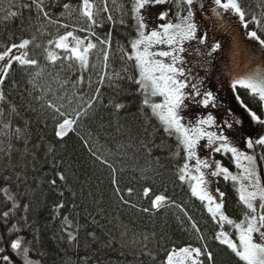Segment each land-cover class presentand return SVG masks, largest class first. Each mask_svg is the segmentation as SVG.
Returning <instances> with one entry per match:
<instances>
[{"label": "trees", "instance_id": "trees-1", "mask_svg": "<svg viewBox=\"0 0 264 264\" xmlns=\"http://www.w3.org/2000/svg\"><path fill=\"white\" fill-rule=\"evenodd\" d=\"M202 2L210 8V0ZM240 2L247 20L251 21L255 15L264 21V0ZM29 3L31 0H0V51L5 45L35 37L29 52L31 58L38 61L35 67L14 64L4 85L0 86V93L5 98L0 101V113H3L0 115V237L3 238L0 247L6 249L3 254L9 255L13 264H24L22 255L10 248V241L20 238L22 248H29V259L34 264H165L167 253L173 248L206 244L213 254L214 264H243L215 240V234L220 230L218 225L205 206L191 196L188 183L178 179V168L185 160L175 136L169 137L164 132L152 109L144 104L145 96L139 85L128 79L138 76L135 62L127 61L126 57L121 59V48L131 52L129 42L136 38L132 0H107L113 17L118 21L123 13L124 23L113 26L105 22L95 29L101 38L112 31L109 66L105 70L102 54L94 50L90 67L84 72L75 64L69 67L64 61H57L55 65L47 61L44 53L47 42L72 29L48 24L42 15H37L34 6L31 11L19 7ZM65 4L75 9L71 19L64 11ZM79 4L80 0H45L46 10L53 13V19L59 17L62 23L69 24L79 19ZM97 4L102 7V0H97ZM177 11L174 2L168 5L173 22H177ZM9 12L18 15L9 17ZM200 13L208 17L212 25L208 30L210 40L220 39L217 33L221 31L224 49L233 48L227 30L214 23L210 10L197 8V17ZM229 21L226 19L227 24ZM235 24L245 36L247 31H257L264 38V28H257L255 23H249L247 29L234 19L231 25ZM77 35L87 34L80 32ZM93 41L98 43L94 38ZM36 44L41 47H35ZM53 50L64 55L61 50ZM224 68L228 69L227 66ZM105 71L112 78L105 79L101 85L97 81ZM114 73L123 78L117 79ZM81 76L83 84L78 82ZM208 77L210 82L220 85L221 97L222 92H227L235 101L240 119L250 118L240 101L264 118V103L258 97L243 88L234 92L231 87H222L223 74L216 73L213 76L216 79ZM97 87L100 88L99 99L91 108L83 105L81 110L86 108L87 114L81 116L74 131L62 140L58 139L54 114L42 105L46 100H52L58 105L63 104V110L71 111L80 107L83 101H90L96 95ZM149 99L160 103L163 98ZM116 104L123 107L117 110ZM244 122V128L248 127ZM256 154L260 155L259 149ZM97 156L106 159L115 174ZM215 158L233 174H240L230 154H215ZM258 171L264 180V161L258 163ZM113 178L117 185H113ZM53 180L56 181L54 185ZM117 186L123 198L135 207L121 201ZM212 186L225 193L226 214L236 222L242 220L246 210L238 199V185L218 178ZM129 188L131 195L127 191ZM145 188L150 189L147 197L143 194ZM4 189L19 205L7 223L3 213L12 208V200L7 199ZM160 194L174 204L159 211H142L151 209V200ZM60 203L64 207L57 209L56 205ZM65 216L71 228L66 229ZM192 222L199 227V233L192 229ZM12 225H16V229L9 234ZM68 231L77 235L76 242L68 243ZM224 231L238 241L234 227L225 225ZM202 259L207 264L206 256Z\"/></svg>", "mask_w": 264, "mask_h": 264}, {"label": "snow or ice", "instance_id": "snow-or-ice-1", "mask_svg": "<svg viewBox=\"0 0 264 264\" xmlns=\"http://www.w3.org/2000/svg\"><path fill=\"white\" fill-rule=\"evenodd\" d=\"M173 2L178 9L175 18L177 22L168 19L169 12L167 10H161L156 14V19L162 23L150 27V9ZM102 5V7L99 6L97 0H80L79 19L71 24L62 23L59 17L53 19V13L46 10L45 0H31V3L21 4L19 7L31 11L34 6L37 15H42L48 24L57 25L58 28H71L72 30L66 31L47 42V46L44 47L45 57L52 65H55L57 61H64L68 63L69 67L75 64L81 72H84L90 67V56L94 50L102 54L105 70L109 66L112 31L110 30L101 38L97 36L95 29L102 27L105 22L111 23L113 26L117 23H124L123 13L121 19L117 21L111 14L107 0H102ZM197 6L200 11L210 10L214 23L224 30H228L229 27L225 19L226 14L237 17L245 29L248 28L249 23H255L257 28H264V21L257 19L255 15L252 16L251 21L246 19L247 14L240 0H210V8H206L202 0H132L131 13L132 19L135 21L136 38L129 42L131 52H126L121 48V59L126 57L127 61L135 62L138 76L135 78L129 76L128 79L139 85L145 96L144 104L152 109L153 115L158 118L164 132L169 137L175 136L178 149L182 150L185 160L184 164L178 168V179L181 183H188L191 196L205 206L213 222L218 225L220 230L216 232L215 240L226 246L243 264H264V180L258 171V163L264 161V134L253 138L250 134L243 133V121L236 117L231 110L228 111L227 117L220 122L209 112L207 115H193L190 121L186 123L185 116L182 114L189 107V103L204 109L218 106L215 93L204 87L205 78L199 75L193 76V69L186 67L189 63L186 57L199 58L202 62L200 67L207 73L208 65L212 63L214 54L224 51L225 47L220 39L210 42L206 26L203 31L201 30L196 19ZM63 7L68 18L71 19L75 9L70 4H65ZM17 15L16 12H9L8 14L9 17ZM80 32L87 35L83 37L77 35ZM246 36L249 40L258 42L260 48L264 49V38L258 35L257 31H247ZM93 38L98 43L94 42ZM34 41L35 37L31 40L22 39L19 43L5 45L3 51H0V86L4 85L14 64L21 67L38 65V61L31 58L29 52ZM157 45H165L166 50H155ZM35 47L41 46L36 44ZM53 48L61 50L64 55L61 56ZM237 48L238 45L234 43V56L237 54ZM113 75L117 79L123 78L118 73ZM111 78L105 71L97 83L102 85L105 79ZM78 82L83 84L82 76ZM35 86L33 84V87ZM231 88L234 92L238 88L246 89L264 103V68H253L233 74ZM99 95L100 88L97 87L96 95L90 101H83V97H81L82 105L71 111L63 110L65 107L63 104L58 105L52 100L45 101L42 106L51 110L54 114L53 119L57 121L55 135L58 139L62 140L69 132L75 130L74 126L78 120L87 114L86 108L81 110L83 105L86 104L87 108H91L92 103L99 99ZM157 96L163 98L162 102L150 101L149 97ZM4 99L3 93H0V101ZM37 99H41V97H37ZM236 99L240 101L239 96ZM240 106L244 108L254 123L264 126V118L248 109L243 101H240ZM115 107L119 110L123 105L116 104ZM2 114L0 113V115ZM241 137L249 151H242L235 142ZM202 141L205 143H201ZM202 148L207 149L208 152L204 158H201L199 154V150ZM257 149L260 150L259 156L256 154ZM215 154L224 156L230 154L232 162L236 168L240 169V174H233L221 160L215 158ZM96 158L112 168L113 174H115V169L106 159L99 156ZM218 178H222L225 182L231 180L234 185H238L236 189L238 199L246 210L243 219L239 222L226 214L225 193L218 188L215 189V192L211 189ZM60 179H64L63 175H60ZM112 182L113 185H117L115 178ZM51 183L54 185L56 181L53 180ZM4 191L7 195V189ZM127 191L131 195L132 189L129 188ZM116 192L124 204L135 207L129 200L123 198L118 186ZM149 192L150 189L145 188L144 196L147 197ZM7 199L12 200V208L3 213L6 223L10 214L19 207L13 196L7 195ZM173 204L174 202L170 201L167 196L155 195L154 199L151 200V209L144 208L142 211H159ZM175 206L180 207L179 205ZM63 207V203L56 205L57 209ZM25 210H27V206H25ZM181 211L187 216V212L183 208ZM189 219L191 218L189 217ZM64 222L66 229L71 228L67 216L64 217ZM225 225L234 227L238 244L228 232L224 231ZM191 227L197 233L200 232L195 222H192ZM14 229H16V225H12L9 234ZM89 235L93 234L89 233ZM67 236L69 244L78 240L77 235L71 231L67 232ZM0 239L3 238L0 237ZM200 239L203 240L202 235ZM10 248L22 255L24 264H34L29 259V248H22L20 238L11 240ZM5 251V248L0 247V262L13 264L11 257L3 254ZM205 256L207 264H214L213 254L206 244L203 247L188 245L168 251L165 264H205V260L202 259Z\"/></svg>", "mask_w": 264, "mask_h": 264}, {"label": "rangeland", "instance_id": "rangeland-1", "mask_svg": "<svg viewBox=\"0 0 264 264\" xmlns=\"http://www.w3.org/2000/svg\"><path fill=\"white\" fill-rule=\"evenodd\" d=\"M168 5L169 4L157 6L155 8L150 9L149 11L150 27L158 23H162L160 21H157L156 14L161 10L168 11ZM168 19L171 20L170 17H168ZM196 19L197 22H199V24L201 25L202 31L205 29V26L207 31L210 29V27H212L208 17H206L204 14L202 15V13H200ZM225 19H229L230 21H232V22L230 21L228 22L230 24H228L229 27L227 32L230 35V39L232 40V43L238 45V48L236 50L237 54L235 56L233 55V48L230 46L227 47V50L224 49V51L214 54L212 58V63L208 65L207 73H205L203 68L200 67V64L202 62L199 60V58L193 59L190 56L186 57V59L189 61L186 67H190L193 69V73H192L193 76L199 75L205 78L204 87L208 88L209 90H212L215 93V95L217 96L218 106L216 108L209 107L208 109H204L189 103V107L185 109L184 112L182 113L185 116L186 123L190 121L193 115H207L209 112H211L216 117L217 121L220 122L227 117L229 110H231L235 114V116L239 118V116L236 113L237 111H239V109L237 108V104L235 103V101L231 100V97H229V94L227 92H222V97H221L219 93V90L221 89L220 85L216 86L215 84L210 82L211 80L208 76L216 79L215 77H213L214 75H216V73L219 76L223 74V79L221 81L222 87L230 89L231 79L233 74L242 73L253 68H264V49L260 48L258 42L249 40L247 36H245L244 33L241 31L239 25L236 24L234 26L231 25L233 24L234 19L236 22L239 21L237 17L226 14ZM208 34L210 36L209 31ZM217 35L221 40V37L224 34H222V32L219 31ZM155 50L157 51L166 50V46L157 45ZM226 66L228 67V69L226 68L227 70L224 68ZM212 74L213 76H211ZM246 118L247 120L241 119L243 121V133L250 134L253 138L257 137L260 134H264V126L254 123L248 117ZM244 121H246V125L248 126L246 128H244V124H245ZM246 129H248L247 132ZM235 142L238 144V146L241 148L242 151H249L248 149H246L242 137L240 139H237ZM201 143H205V141H202ZM199 154L201 158L206 157L208 154L207 149H203V148L200 149ZM211 189L213 192H215L213 186H211ZM235 242L237 244L239 243V241H235ZM0 264H2V262H0Z\"/></svg>", "mask_w": 264, "mask_h": 264}]
</instances>
